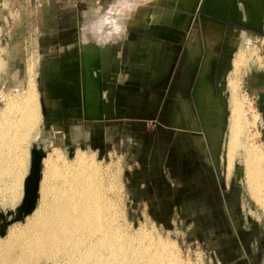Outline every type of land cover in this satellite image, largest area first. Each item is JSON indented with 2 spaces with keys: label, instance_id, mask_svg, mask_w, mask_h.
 <instances>
[{
  "label": "rangeland",
  "instance_id": "rangeland-1",
  "mask_svg": "<svg viewBox=\"0 0 264 264\" xmlns=\"http://www.w3.org/2000/svg\"><path fill=\"white\" fill-rule=\"evenodd\" d=\"M2 2L0 0V109L6 106L7 95L19 93L27 87L28 60L35 53L37 61L42 49L40 44L47 45L51 40L41 41L42 33L58 31L56 22L35 30L37 3L34 4L33 0H28L29 7L26 8L16 7V2L13 5ZM107 2L85 0L80 16L66 23L67 32L72 33L71 44L61 48L63 59L75 74L72 78H63L58 69L48 70L51 66L49 60L44 62L45 65L42 61L37 64L39 71H47L44 72L51 94L47 103L40 102L44 135L30 149L39 151L38 144L51 134V126L62 131L64 138L69 136L71 139L60 144L64 149L73 153L75 149L89 146L95 157L108 168L110 184L115 183L111 188V194L119 203V211L116 210L115 214L120 216L126 231L136 233L143 228L148 235L155 231L174 243L179 259L187 264H264V205L259 200L264 190L254 195L246 180L244 149L235 150L233 162L229 158L232 165L225 146L216 159L205 125L198 115L195 98V89L203 78L201 69L207 60L203 16L224 22L227 27L253 32L260 48L255 54L260 59L255 61L254 58L241 67L236 91L244 101L245 112L251 110L246 112V120L250 123L248 139L251 138L255 150L259 149L264 167L262 105L254 99L247 85L250 73L264 68V25L252 27L215 13L209 14L199 3L188 28L171 22L165 24L159 19L166 12L184 13L179 5L162 6L161 13L140 21V27L125 25L121 24L122 15L130 11L126 5L120 8L113 3L111 18H100ZM99 19H107L109 24L102 27ZM197 25L201 28L200 47L190 49ZM84 33H98L104 40L107 38L106 41L111 39L93 71V76L97 75L100 81L98 94H95L100 102L93 114L88 112L84 98ZM222 36L205 80L215 92L220 91L217 85L232 68L227 48L229 35ZM154 40L159 44L150 43ZM68 46L73 51L70 52ZM64 48L67 50L65 56ZM191 50H195L197 61L187 65ZM36 74L34 77L39 84ZM186 103H190L191 112L198 117L199 127L192 123ZM180 119L183 122L181 128L177 124ZM30 156L19 201L12 203L8 197L3 198L5 201L0 199L1 238L6 237L11 227L25 223L21 207L26 180L30 176L32 153ZM38 264L46 263L41 259Z\"/></svg>",
  "mask_w": 264,
  "mask_h": 264
},
{
  "label": "bare ground",
  "instance_id": "bare-ground-1",
  "mask_svg": "<svg viewBox=\"0 0 264 264\" xmlns=\"http://www.w3.org/2000/svg\"><path fill=\"white\" fill-rule=\"evenodd\" d=\"M125 1L109 0L100 18L108 16L111 18L113 3L120 8L126 5L130 11L124 12L121 24L140 27L142 26L140 21L148 20L150 16L151 19L156 17L162 6L179 5L184 9V13L166 12L159 19L164 23L171 22L187 27L191 23L194 9L201 4L202 9L209 14L215 13L252 27L264 25V0ZM108 22L107 19H99L102 27L107 26ZM202 30L208 51L205 49L207 60L201 69L203 78L198 81V88L195 89L198 115L205 125L207 133L205 134L208 135L216 159L224 146L231 161L235 150H245L243 155L246 180L254 195L261 194L264 190V167L261 163L263 156L258 152L259 147L258 151L255 150L250 143L251 138L248 139L250 123L246 120V112L250 109L245 112L244 101L236 91L241 67L254 58L255 61L260 59L255 54L260 49L256 45V35L238 27H227L224 22L207 16L202 18ZM225 33L229 35L227 48L232 68L226 71L224 77L222 76L223 81L217 85L220 91L215 92L216 90L205 80L211 69L210 60L216 56L222 35ZM200 36L201 28L197 25L190 40V49L200 47ZM83 38L86 81L84 98L89 108L88 112L93 114L98 110L100 102L95 95L98 94L96 91L100 81L97 75L93 76V71L98 65L99 56L108 48L111 39L106 41L107 38L104 40L98 33L95 35L84 33ZM154 42L156 41L150 43ZM41 53H38L37 61L35 53L28 60L30 69L28 68L27 87L19 93L7 95L6 106L0 109L1 201L6 197L12 203L19 201L20 189L32 153L30 176L26 180L23 201L25 208H31L25 216L23 225L11 227L6 237H0V264H38L41 259L45 260L46 264H187V261L179 259L174 243L155 231H150L149 235L143 232V228L136 233L126 231L120 216L115 214L116 210L119 211V203L111 194V188L115 183L110 184L107 177L108 168L106 169L102 161L95 157L89 146L86 149H75L73 153L69 149H64L60 144L71 139L69 136L64 138L62 131L51 126V134L45 137L43 143L38 144L39 151L30 149V146L32 148V144L39 142L44 135L40 102L47 103L51 94L46 82L47 71L38 70L39 62L42 61L45 65L44 62L49 60L51 66L48 70L58 69L63 78H72L75 75L67 61L63 59L61 47ZM194 55L195 50L194 52L191 50L187 57L190 63L187 61V65L194 60L197 61ZM41 72H44V75ZM35 73L38 74L36 76L39 84L34 77ZM41 95L44 96L43 100ZM244 100L248 103L246 99ZM185 106L189 116H192V123L199 127L198 117L191 112L190 103H186ZM180 120L177 124L181 128L183 122ZM259 198L264 205V195ZM34 199L35 203L32 206Z\"/></svg>",
  "mask_w": 264,
  "mask_h": 264
},
{
  "label": "crops",
  "instance_id": "crops-1",
  "mask_svg": "<svg viewBox=\"0 0 264 264\" xmlns=\"http://www.w3.org/2000/svg\"><path fill=\"white\" fill-rule=\"evenodd\" d=\"M7 2L8 4L16 5V7L26 8L29 7L28 0H2ZM85 0H33V3H37V7L35 10V23L36 31L41 27H45L46 24L56 22L58 24L57 30H67L66 23L69 21H73L80 16L81 5H83ZM109 2V0H107ZM108 2L106 4H108ZM104 4V5H106ZM33 6V5H32ZM89 11V10H88ZM87 11V12H88ZM86 12V13H87ZM28 16V15H27ZM69 17V19H66ZM59 24H63L64 27H61ZM62 47V46H60ZM70 52L73 51V48L67 47ZM68 50V51H69ZM64 56L66 54L64 48ZM80 53V51L78 52ZM150 55V53H149ZM151 56V55H150ZM72 59V58H71ZM72 62V61H71ZM104 67V66H103ZM105 68V67H104ZM247 85L249 89L252 91V96L256 99L262 106V113L264 118V68H259L250 73L247 77Z\"/></svg>",
  "mask_w": 264,
  "mask_h": 264
},
{
  "label": "flooded vegetation",
  "instance_id": "flooded-vegetation-1",
  "mask_svg": "<svg viewBox=\"0 0 264 264\" xmlns=\"http://www.w3.org/2000/svg\"><path fill=\"white\" fill-rule=\"evenodd\" d=\"M226 24V23H225ZM43 35H41V41H45V39L49 38L51 39L50 42L45 46L44 43H41V52L43 53L45 50L48 49H52V48H57L60 46H66L71 44V34L70 32H67V30H58V31H54V32H44L42 33ZM154 45H157L159 43L154 42ZM65 106V105H64ZM64 106H63V111L62 113L64 114Z\"/></svg>",
  "mask_w": 264,
  "mask_h": 264
},
{
  "label": "water",
  "instance_id": "water-1",
  "mask_svg": "<svg viewBox=\"0 0 264 264\" xmlns=\"http://www.w3.org/2000/svg\"><path fill=\"white\" fill-rule=\"evenodd\" d=\"M223 17V16H222ZM31 178V177H30ZM28 188V187H27ZM27 192H28V190H27ZM27 195H28V193L26 194V197H27ZM34 196H35V199H36V193L34 194ZM35 199L33 200V202H32V206H34V203H35ZM22 211H23V214H24V216H26L27 215V213L30 211V208L31 207H29V208H25V206H24V204H22ZM2 234H4V232H1Z\"/></svg>",
  "mask_w": 264,
  "mask_h": 264
}]
</instances>
